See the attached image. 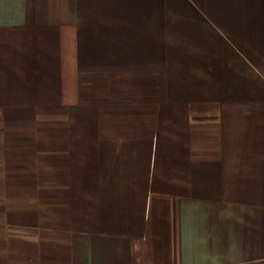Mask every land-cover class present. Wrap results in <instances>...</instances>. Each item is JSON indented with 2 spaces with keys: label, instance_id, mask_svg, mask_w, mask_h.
I'll list each match as a JSON object with an SVG mask.
<instances>
[{
  "label": "crops",
  "instance_id": "obj_1",
  "mask_svg": "<svg viewBox=\"0 0 264 264\" xmlns=\"http://www.w3.org/2000/svg\"><path fill=\"white\" fill-rule=\"evenodd\" d=\"M0 264H264V0H0Z\"/></svg>",
  "mask_w": 264,
  "mask_h": 264
}]
</instances>
